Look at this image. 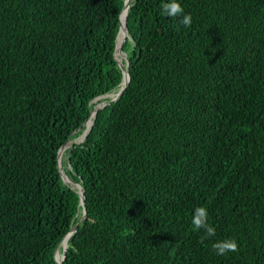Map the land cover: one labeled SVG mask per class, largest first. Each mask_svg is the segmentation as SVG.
I'll return each instance as SVG.
<instances>
[{"label": "trees", "instance_id": "16d2710c", "mask_svg": "<svg viewBox=\"0 0 264 264\" xmlns=\"http://www.w3.org/2000/svg\"><path fill=\"white\" fill-rule=\"evenodd\" d=\"M125 2L0 0V264H53L82 220L56 153L121 89ZM162 2L137 0L127 88L63 152L85 219L61 264H264V0H178L190 28Z\"/></svg>", "mask_w": 264, "mask_h": 264}, {"label": "water", "instance_id": "95a60500", "mask_svg": "<svg viewBox=\"0 0 264 264\" xmlns=\"http://www.w3.org/2000/svg\"><path fill=\"white\" fill-rule=\"evenodd\" d=\"M136 6H137V0H133V9H132V11L128 14V16L125 19V37H124V41H123V46L120 48V50L117 49V40H116V37H115L114 32H113L115 43H116L117 58H118V53L121 54V56H122V59L118 58L119 67H120V69L124 68L123 81H122V86H121L120 91L115 95V97L110 102H108L107 104L100 105L99 107L95 108L90 113L88 118L80 125L79 129H77L69 137V139L59 148V150L56 153V162H57L56 179H57L58 185H59L60 189L63 192L73 191L79 196L83 215H82V220L78 224H76L72 229H70V231L64 237L60 238L54 244V246L52 247V251H53V249L56 248V246L61 242L62 239H64V238H68L69 239L70 237H72L73 234L75 233L76 229L81 225V223L85 219V196H84L83 187L79 186V185H68L67 188H63L62 185L60 184V181H59V177L62 176V174H61V159H62L63 152H64L66 146L69 144L70 140L79 132V130H81V129H83L85 127V125H86V123L88 121H91L92 119H94V117L97 115V113H99L101 111L111 110L121 100V98H122V96H123V94H124V92H125V90L127 88V85H128L129 71H130V61H131L129 54L126 51V45H125V38L127 36V33H126V20H127L128 17H130L135 12ZM118 18H119V16H118ZM118 18L116 20L115 26L118 23ZM122 62H124V66L125 67H123ZM85 128H86V131L84 132V139L86 138L88 132L90 131L91 125L88 126V128L87 127H85ZM61 248H62V256L60 257V264L62 263V261L64 259V255H65L64 253H65V250H66V245H65V247H61ZM50 262H51V260H50Z\"/></svg>", "mask_w": 264, "mask_h": 264}, {"label": "clouds", "instance_id": "9594fccd", "mask_svg": "<svg viewBox=\"0 0 264 264\" xmlns=\"http://www.w3.org/2000/svg\"><path fill=\"white\" fill-rule=\"evenodd\" d=\"M161 15L169 18H180L179 24L190 28L192 25V16L185 14L184 9L178 0H164L160 4ZM120 15V14H119ZM179 31V28L177 29ZM193 229L197 232H203L200 243H204L205 240L216 237V228L209 223V215L206 207H197L194 210V214L191 219ZM212 250L218 256H225L230 252L239 251V245L235 238H228L224 240H218L212 243Z\"/></svg>", "mask_w": 264, "mask_h": 264}, {"label": "bare ground", "instance_id": "6f19581e", "mask_svg": "<svg viewBox=\"0 0 264 264\" xmlns=\"http://www.w3.org/2000/svg\"><path fill=\"white\" fill-rule=\"evenodd\" d=\"M129 7H130V0H126V2H125V7H124V11H122V13H121V15H120V17H119V19H118V23H117V33H118V36H117V49L118 50H120V48L123 46V44H122V42L124 41H122V39L125 37V19H126V17L128 16V10H129ZM123 14V15H122ZM121 17H122V24H121V28H122V30H123V32L121 33V28H120V30L118 31V26H119V22H120V19H121ZM119 56H120V59H122V56L119 54ZM88 126H90V121H88ZM88 126H87V128H88ZM59 179H60V181H61V183H63L64 182V178L62 177V176H60L59 177ZM68 241V238H64V239H62L61 240V246L60 247H65V245H66V242ZM60 243L57 245V247L55 248V251H54V253H53V264H54V257H55V253H56V251H57V249H58V247H59V245H60ZM58 255H59V253H58ZM58 264H60V261L58 262Z\"/></svg>", "mask_w": 264, "mask_h": 264}, {"label": "rangeland", "instance_id": "374dc122", "mask_svg": "<svg viewBox=\"0 0 264 264\" xmlns=\"http://www.w3.org/2000/svg\"><path fill=\"white\" fill-rule=\"evenodd\" d=\"M132 1H133V0H130V4H131ZM120 55H121V54H120ZM62 177L65 179L64 182L62 183V187H63V188H67V186L70 185V184H69V180H68L65 176H63V175H62ZM60 183H61V182H60ZM60 257H61V256L58 255V259H59V261H60Z\"/></svg>", "mask_w": 264, "mask_h": 264}]
</instances>
